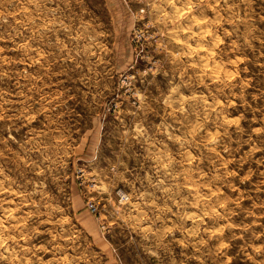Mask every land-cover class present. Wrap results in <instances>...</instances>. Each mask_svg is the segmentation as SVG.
Returning <instances> with one entry per match:
<instances>
[{
    "label": "rangeland",
    "instance_id": "1",
    "mask_svg": "<svg viewBox=\"0 0 264 264\" xmlns=\"http://www.w3.org/2000/svg\"><path fill=\"white\" fill-rule=\"evenodd\" d=\"M0 264H264V0H0Z\"/></svg>",
    "mask_w": 264,
    "mask_h": 264
},
{
    "label": "built area",
    "instance_id": "2",
    "mask_svg": "<svg viewBox=\"0 0 264 264\" xmlns=\"http://www.w3.org/2000/svg\"><path fill=\"white\" fill-rule=\"evenodd\" d=\"M92 206V204H90V207Z\"/></svg>",
    "mask_w": 264,
    "mask_h": 264
}]
</instances>
